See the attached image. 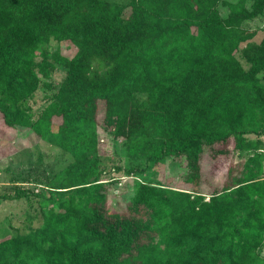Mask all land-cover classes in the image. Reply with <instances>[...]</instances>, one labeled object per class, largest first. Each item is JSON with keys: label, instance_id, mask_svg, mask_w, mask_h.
<instances>
[{"label": "trees", "instance_id": "obj_1", "mask_svg": "<svg viewBox=\"0 0 264 264\" xmlns=\"http://www.w3.org/2000/svg\"><path fill=\"white\" fill-rule=\"evenodd\" d=\"M208 2L216 0H120L108 10L99 0H0L3 126L31 127L41 140L52 139L56 128L59 144L76 158L47 190L49 195H42L43 227L0 239V264L264 262L262 254L253 258L264 233V211L252 192L263 174L264 48L245 51L252 64L246 71L233 57L220 61L210 51L208 38L199 43L217 25L239 28L256 19L264 0L252 12H235L216 21L172 19V10L199 11ZM53 40L71 42L77 51L71 58L59 51L52 55L53 65L62 66L66 76L55 101L33 122L28 101L40 85L36 51ZM188 86L196 90L193 97L172 91ZM137 94H147L149 100L143 103ZM182 106L187 108L177 113ZM102 107L113 138L125 140L126 162L134 157L155 166L196 144L214 151L207 157L213 164L229 147L251 153L248 162L256 167L255 175L223 190L232 195L222 193L205 205L222 214L226 199L251 200L248 213L261 223L258 240L253 243L232 229L190 242L187 235L198 229L196 205L184 202L190 194L155 189L138 180L127 210H112L110 185L101 181L104 170L88 159L99 150ZM55 119L61 123L56 125ZM184 122L189 131L180 127ZM140 168L126 173H141ZM166 191L181 201L163 204L171 197ZM133 246H138L137 256L121 260Z\"/></svg>", "mask_w": 264, "mask_h": 264}, {"label": "rangeland", "instance_id": "obj_2", "mask_svg": "<svg viewBox=\"0 0 264 264\" xmlns=\"http://www.w3.org/2000/svg\"><path fill=\"white\" fill-rule=\"evenodd\" d=\"M99 1L103 2L108 10L111 9V5L120 3V0ZM258 1L216 0L215 3L208 2L202 10L191 11L180 8L176 13L172 10L171 15L177 22H184L187 19L216 21L219 18H227L231 13L252 12ZM126 14L128 16L130 11ZM163 22L168 23L166 20ZM151 33L159 32L152 30ZM206 38L210 40V51L215 53L220 61L233 57L246 71L251 70L252 64L247 60L245 51L260 46L264 48V9L256 19L246 21L239 28L217 25L209 34L201 36L199 43L202 44ZM57 51L61 56L71 58L77 47L71 42L53 40L41 45L36 51L38 55L35 59L38 65L36 71L40 85L28 101L30 108L28 115L33 122H36L49 104L55 101L66 76L62 66H54L52 63V55ZM44 52L49 54V58L43 56ZM260 76H264V70L260 72ZM172 91H178L185 97H193L196 94L195 88L191 86L174 88ZM136 97L143 103L149 100L147 94H137ZM186 108L187 106H182L177 113H183ZM99 114V150L88 155V159L96 163L99 169L104 170L105 175L101 181L110 185L107 189V197L112 210H127L136 193L134 181L138 180L155 189L162 188L190 194L184 202L188 203L189 200L196 205L194 221L198 227L187 235L190 242L204 241L215 233H230L232 229H236L242 237L253 243L258 240L261 223L255 221L248 213L251 200L226 199L229 202L222 205V214L218 209L213 211L205 205L212 197L222 193L232 195L231 190L225 192L223 190L255 175L256 167L248 162L253 157L251 153L239 152L229 147L221 150L223 157L218 155L216 164H213V161L207 157L209 155L211 158L214 151L206 145L196 144L182 154L170 155L155 166L150 165L145 159L134 157L131 158L132 161L126 162L125 140L113 138L111 135L113 130L103 117V107ZM60 123V119H55L56 125ZM3 125H5L4 118L0 112V239L7 235L16 236L43 227L42 195H49L46 193L47 190L58 183L63 172L76 161L74 155L59 144L56 128L52 131V139L41 140L31 127L17 125L8 129ZM180 125L182 130L189 131L186 122ZM250 138L256 137L250 136ZM262 139L264 141V135ZM219 149L223 148L219 146ZM261 162L263 174L259 180L262 182L253 184L252 192L255 194L253 198H256L261 205L260 210L264 211V157ZM117 167H121V170L118 171ZM136 167L144 170L141 173L127 175V170ZM114 180L119 181L113 182ZM166 194L170 193L166 191ZM170 195L171 197L163 200V204L174 206L181 201L180 198ZM201 226L207 234L202 233ZM137 247L133 246V249L121 260L133 259L137 256ZM259 254L264 255V233L254 250L253 258Z\"/></svg>", "mask_w": 264, "mask_h": 264}, {"label": "built area", "instance_id": "obj_3", "mask_svg": "<svg viewBox=\"0 0 264 264\" xmlns=\"http://www.w3.org/2000/svg\"><path fill=\"white\" fill-rule=\"evenodd\" d=\"M133 178V176H131Z\"/></svg>", "mask_w": 264, "mask_h": 264}]
</instances>
